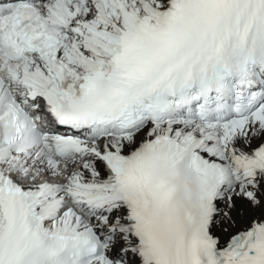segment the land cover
Segmentation results:
<instances>
[{
	"label": "snow or ice",
	"instance_id": "1",
	"mask_svg": "<svg viewBox=\"0 0 264 264\" xmlns=\"http://www.w3.org/2000/svg\"><path fill=\"white\" fill-rule=\"evenodd\" d=\"M0 264H264V0H0Z\"/></svg>",
	"mask_w": 264,
	"mask_h": 264
}]
</instances>
